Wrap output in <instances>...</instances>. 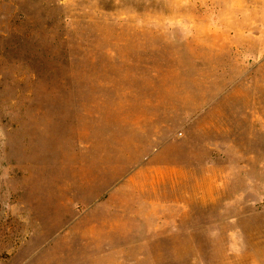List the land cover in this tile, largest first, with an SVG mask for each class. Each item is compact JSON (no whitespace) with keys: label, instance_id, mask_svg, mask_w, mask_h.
<instances>
[{"label":"rangeland","instance_id":"1","mask_svg":"<svg viewBox=\"0 0 264 264\" xmlns=\"http://www.w3.org/2000/svg\"><path fill=\"white\" fill-rule=\"evenodd\" d=\"M0 264H264V0H0Z\"/></svg>","mask_w":264,"mask_h":264}]
</instances>
